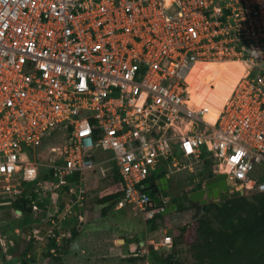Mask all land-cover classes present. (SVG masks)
<instances>
[{
  "label": "built area",
  "instance_id": "2783aa9c",
  "mask_svg": "<svg viewBox=\"0 0 264 264\" xmlns=\"http://www.w3.org/2000/svg\"><path fill=\"white\" fill-rule=\"evenodd\" d=\"M203 61L247 68L216 124L207 96L188 95ZM204 152L216 174L264 192V0H0V203L35 194L43 243L61 250L82 220L86 188L71 191L88 170L113 162L118 205L149 220L167 202L154 205L148 181L166 166L193 171Z\"/></svg>",
  "mask_w": 264,
  "mask_h": 264
},
{
  "label": "trees",
  "instance_id": "16d2710c",
  "mask_svg": "<svg viewBox=\"0 0 264 264\" xmlns=\"http://www.w3.org/2000/svg\"><path fill=\"white\" fill-rule=\"evenodd\" d=\"M213 75L218 80L217 83L210 82ZM246 75L247 68L242 64L235 63H222L216 70L214 69L213 74L211 72L208 75L206 81L210 83L211 87H222V90L215 92V101L210 100L213 95L210 98L203 89L200 92V99L204 96H207L208 99L204 103V107L208 109L207 120L209 122L214 124L218 122L235 87ZM200 85L195 83V89ZM200 160L199 163H202V166L199 170V187L204 179L217 172L215 159L210 154L204 152ZM160 175H165V172ZM101 183L100 191L96 197L91 199L88 198V195L84 197L86 206L89 207L83 206L82 213L87 219L97 218L106 210L116 207L122 199L124 186L117 171L112 176L103 178ZM145 191L152 198L155 206L163 204L162 195L147 188ZM35 197L36 195L33 194L31 197L9 199L6 202L3 200L0 205L5 206L9 202L12 207L22 209V216L17 215L14 211L13 214L16 217H23L24 224L27 226L29 223L34 222L35 224L40 219L34 218L32 212V201ZM19 201L23 203L19 204ZM65 201L64 198L59 199L61 204ZM37 206L42 207L43 201H38ZM97 206H102V209L95 212ZM194 208V206H188L169 214L159 213L154 218L146 220L145 224L150 231L171 227L169 235L172 236L173 243L170 247H163L159 250L152 248L147 254L142 255L140 254L142 247L139 243L144 239H136L138 246L131 250L129 264H145L146 259L154 264H264V192L253 191L249 195L228 198L223 205L210 201L204 205L201 217L193 221ZM79 225L75 224L70 228L71 237L65 238L61 250L56 243H49L46 258L53 259L51 264H66L64 254L68 255L74 240L81 234L82 229ZM28 234L31 235L29 246L22 250L20 260L9 261L7 264H30L31 261L39 259L35 250L38 241L32 236V233ZM53 248H56L57 251L53 252ZM183 250L187 251L189 258L181 257Z\"/></svg>",
  "mask_w": 264,
  "mask_h": 264
},
{
  "label": "rangeland",
  "instance_id": "374dc122",
  "mask_svg": "<svg viewBox=\"0 0 264 264\" xmlns=\"http://www.w3.org/2000/svg\"><path fill=\"white\" fill-rule=\"evenodd\" d=\"M222 63L220 62H210V61H203L196 63L193 67L192 71L187 75L186 81L187 83L192 86L189 87V93L188 95L192 98H196L200 100L201 93L195 91V83L201 84L200 87L205 91L207 96L210 98L211 101H215L216 97H214L216 91L222 90V87H211L210 83L206 81L208 75L213 74L214 69L218 68L219 65ZM217 79L211 77L210 82L217 83ZM203 86V87H202ZM202 130V125H195V130ZM48 141H50L51 144H58L60 139L57 137H49ZM41 152L43 154H46L48 152V145H44V147L41 149ZM39 154V152H38ZM101 156H108V153H103ZM194 164V174H191L188 170H181L177 171L172 168L169 169V173L172 174V179L170 180V183L172 184V189L163 190L161 192L162 197L166 200L167 205L171 202L172 196L174 195L175 189H178L182 187L185 182L188 180L189 176L193 177L194 175H197L200 177L199 170L202 166V163H199L197 161L193 162ZM115 169L113 162H107L105 164H102L94 169L88 170L85 173L84 180L77 185V189L86 188L89 184L88 176L91 175L100 177L104 176V173L107 171L112 172V170ZM96 171L97 174L94 173ZM253 177L256 178L254 175ZM99 183V181H98ZM96 182L94 184L97 186ZM101 185V184H100ZM28 190H30L33 186V182L25 183L24 185ZM92 188V186H91ZM174 190V191H173ZM59 192H61L59 190ZM90 194V191H89ZM93 197V196H91ZM86 202V201H85ZM83 200V203L86 208L89 206H86V203ZM99 207V206H97ZM95 207V209H97ZM76 212L80 210V206L76 204L74 206ZM100 208V207H99ZM115 208V207H114ZM112 208V209H114ZM126 213V216L123 214V212H120L121 214H117L111 219L107 220L103 223L101 227L99 225L102 223V220L104 217L96 219L94 223H92L90 226L85 225L82 229L81 234L79 235V238H77L76 243H73L71 251L68 253V255L64 254L65 262L66 264H129L130 262V252L131 250L137 248V242L131 243V239L129 237V234L135 235L139 238L146 240L149 244L152 242L159 243L162 238L165 237V235L170 234L168 228H159L157 231H150L148 226L145 224V219L142 215L134 216L132 214L131 210L127 208L124 210ZM134 213V212H133ZM129 215V216H128ZM140 217L141 219H139ZM25 221L23 217H16L13 214V207L12 204L7 202L5 206L0 205V264H7L9 261H18L20 260L22 256V250H25L28 248V243L30 242L31 235L28 233H32V236L38 241L36 254L39 259L35 260V263L37 264H51L53 259L46 258L47 257V248L49 243L45 242L43 243L42 238H44V234L46 233L47 224L46 227L44 225V220L39 219L35 224L29 223L27 226H25ZM117 226V227H116ZM101 229V231H99ZM116 228H120L125 230L126 238H127V245H129V248H131L129 251H125V255H116L117 252H114L111 250L108 246H103L100 244L96 245V243H93L94 236L103 235L104 237H108L109 232L108 231H115ZM119 229V230H120ZM29 231V232H28ZM37 237V238H36ZM76 240V239H75ZM74 240V241H75ZM126 240V239H125ZM82 242V243H81ZM121 243H117L121 245ZM39 247H45L43 249H39ZM108 249V254L104 255L103 252L105 248ZM143 249V248H142ZM99 250V252H97ZM143 252H147V248L144 246ZM181 257L189 258V254L187 251L183 250L181 252ZM14 259V260H13Z\"/></svg>",
  "mask_w": 264,
  "mask_h": 264
},
{
  "label": "crops",
  "instance_id": "0c3cea01",
  "mask_svg": "<svg viewBox=\"0 0 264 264\" xmlns=\"http://www.w3.org/2000/svg\"><path fill=\"white\" fill-rule=\"evenodd\" d=\"M198 162V161H197ZM192 166H193V164H192ZM169 167H165V169H164V171H165V175H159V176H154V179L155 178H158V177H164V178H167V184L169 185V189H172V184L170 183V180L172 179V174L171 173H169ZM175 170V169H174ZM185 170H188V169H185ZM191 174H194V172H195V170H193V171H191V170H188ZM94 173L95 174H97L98 175V173H96V171H94ZM159 174V173H158ZM157 174V175H158ZM108 176H112V173L111 172H105L104 173V176L103 177H100V175H98V176H96V175H94V176H92L91 175V177H90V175L88 176V180H89V184H88V186L86 187V193L83 195L84 197H85V195H88V198H94V197H96L97 195H98V193H99V191H100V184H102L101 183V180L103 179V178H105V177H108ZM157 180V179H156ZM155 180V181H156ZM98 181H99V183H98ZM155 181H153V182H155ZM194 181H195V183L197 182V183H199V181H200V177L199 176H197V175H194L193 177H190L189 176V178H188V180L185 182V184L182 186V187H180V188H178V189H175V191H174V194L175 195H178V194H181V193H185L186 192V189H189L192 185H193V183H194ZM94 182H96V183H98L97 184V186L94 184ZM91 186H92V188H91ZM154 187H153V189H157V191H152V192H154V193H158L159 195H162L161 194V192L163 191V190H165V189H163V190H159L158 189V187H159V185L158 184H154L153 185ZM77 188V183L76 184H74V187H72V189L73 188ZM75 188V189H76ZM67 191L66 192H61V197H63L65 200H66V202L68 203V202H70V199H71V196H70V192L68 193V188L66 189ZM89 191H90V194H89ZM72 192V191H71ZM73 197H72V199H74V195H72ZM91 196H93V197H91ZM83 197V198H84ZM84 199H86V198H84ZM75 200V199H74ZM85 202V201H84ZM100 207V208H99ZM99 207H97V209H95L94 211L96 212V210H99V209H102V206H99ZM127 208H129L130 210H131V212H132V209L130 208V206H123V207H121V206H119L118 204H117V206L114 208V209H109V210H106L105 212H103L102 214H100L97 218H95V219H87V218H85L84 217V215H83V213H82V211H83V209H82V207L80 206V210L79 211H77V213L81 216V218H82V220L79 222V227H80V229H83V227L85 226V225H91L92 223H94V221L96 220V219H99V218H102V217H104V219L102 220V223L99 225V227H101L102 225H103V223L105 222V221H107V220H111L113 217H114V214H115V216H117V214H121L120 212H123V214L126 216V213L124 212V210H126ZM132 214H134L133 212H132ZM129 216V215H128ZM134 216H137V215H135L134 214ZM46 215H45V218H40V219H43L44 220V225H45V227H46ZM139 219H141L140 217H138ZM112 221V220H111ZM146 223V222H145ZM117 227V226H116ZM101 229L102 228H100V230L99 231H101ZM120 228H116V230L115 231H108L109 232V235H108V237L106 238V237H104L103 238V235L101 234V235H99V236H94V240H93V243H96V245H99L100 246V244L101 245H103V246H108L111 250H113L114 252H117V254L116 255H119V256H121L122 254L123 255H125V251H127L128 249L130 250L131 248H129V245H127V240H125V241H127V242H124V243H122L121 245H119V244H117L118 242H117V240L118 239H120V238H124V237H126L125 235V233H127V232H125V230H123V229H120ZM129 237L132 239H134V240H131V243H135V241H136V239H142V238H139V237H137V236H135V235H132L131 233L129 234ZM78 238H79V236H78ZM124 239H126V238H124ZM76 241H77V239L74 241V243H76ZM82 243V242H81ZM146 243L147 244H149L148 242H146V240L145 241H140V243H139V245L144 249V246L147 248V245H146ZM137 245H138V243H137ZM40 250L41 249H43V248H45V247H38ZM141 248V250H140V253L142 254V251H143V249ZM128 250V251H129ZM97 252H99V250H97ZM103 254L104 255H107L108 254V249H107V247L105 248V250H104V252H103Z\"/></svg>",
  "mask_w": 264,
  "mask_h": 264
},
{
  "label": "water",
  "instance_id": "95a60500",
  "mask_svg": "<svg viewBox=\"0 0 264 264\" xmlns=\"http://www.w3.org/2000/svg\"><path fill=\"white\" fill-rule=\"evenodd\" d=\"M167 178L157 179L155 182L146 184V188L149 189L152 185L158 184L159 190H168ZM232 178H228L226 173H217L211 177L204 179L201 187L197 184L192 185L189 189H186L185 193L173 195L171 202L166 206L165 211L162 214H169L182 210L185 207L194 206V212L192 214V220H196L201 217L204 212V205L210 201L218 202L223 205L224 201L228 198H236L252 193L251 190L243 191L240 189L241 185L237 184ZM157 191V189H153ZM74 199L76 189H72ZM118 243L125 242L124 238L117 240ZM1 250V248H0ZM30 264H36L35 261H31Z\"/></svg>",
  "mask_w": 264,
  "mask_h": 264
},
{
  "label": "flooded vegetation",
  "instance_id": "af4514ba",
  "mask_svg": "<svg viewBox=\"0 0 264 264\" xmlns=\"http://www.w3.org/2000/svg\"><path fill=\"white\" fill-rule=\"evenodd\" d=\"M154 176V175H153ZM152 179H154V178H152ZM152 179H150L149 181H148V183H150V182H152ZM195 184H197V186H198V183L196 182L195 183V181H194V183H193V185H195ZM153 185L149 188L151 191H153ZM199 187V186H198ZM201 187V186H200Z\"/></svg>",
  "mask_w": 264,
  "mask_h": 264
},
{
  "label": "clouds",
  "instance_id": "9594fccd",
  "mask_svg": "<svg viewBox=\"0 0 264 264\" xmlns=\"http://www.w3.org/2000/svg\"><path fill=\"white\" fill-rule=\"evenodd\" d=\"M47 250H49V248H47Z\"/></svg>",
  "mask_w": 264,
  "mask_h": 264
}]
</instances>
